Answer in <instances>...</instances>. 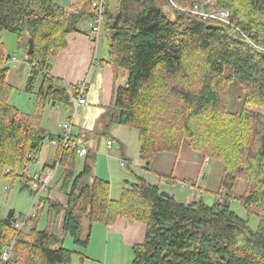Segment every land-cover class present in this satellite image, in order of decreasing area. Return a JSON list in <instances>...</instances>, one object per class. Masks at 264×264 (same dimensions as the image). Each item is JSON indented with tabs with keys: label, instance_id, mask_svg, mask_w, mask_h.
I'll list each match as a JSON object with an SVG mask.
<instances>
[{
	"label": "trees",
	"instance_id": "obj_1",
	"mask_svg": "<svg viewBox=\"0 0 264 264\" xmlns=\"http://www.w3.org/2000/svg\"><path fill=\"white\" fill-rule=\"evenodd\" d=\"M95 1L102 0H79L66 8L47 0L35 10L23 0H0V182L19 177L31 183L38 198L33 178L18 175L17 167L25 169L49 139L57 142L54 166L61 168L59 189L67 196L66 205L40 197L25 230L16 229L21 217L13 210L0 218V264H72L76 252L50 230L61 211L63 233L79 250L88 248L96 224H144L145 238L133 246L132 264H264V0H117L114 10L113 0L103 1L101 31L112 33L105 63L115 80L106 128L119 124L138 131L142 169L147 172L153 171L157 154L179 156L186 140L204 160L223 163L212 205L198 195L189 203L172 195L165 198L159 185L136 175L119 199L112 198L110 183L93 176V155L87 152L77 172L78 147L64 148L61 135L42 129L45 105L29 115L9 102L14 90L7 80L12 56L6 53L3 34L20 38L29 32L34 50L27 55L26 90L32 92L38 81V100L72 106L71 96L54 84L50 70L69 35L81 32L83 20L95 19ZM196 6L205 12L226 10L230 23L195 14ZM232 81L244 92L243 108L236 113L227 109ZM87 179L92 180L85 183ZM239 180L247 191L237 197ZM234 200L249 217L258 218L256 230L249 218L232 209ZM44 213L49 222L41 230ZM9 247L11 256L3 261Z\"/></svg>",
	"mask_w": 264,
	"mask_h": 264
},
{
	"label": "rangeland",
	"instance_id": "obj_2",
	"mask_svg": "<svg viewBox=\"0 0 264 264\" xmlns=\"http://www.w3.org/2000/svg\"><path fill=\"white\" fill-rule=\"evenodd\" d=\"M27 2L31 8L38 10L42 8L44 5H47V0H23ZM58 1V2H57ZM57 3H60V0H56ZM117 0L112 1L113 10L116 6ZM175 5V4H174ZM170 7H168L169 9ZM203 8V6H201ZM41 10V9H40ZM216 12L215 9H211ZM210 10V11H211ZM172 14V10L169 9ZM229 19V18H227ZM228 21V20H226ZM224 22V21H222ZM87 20H84L79 25V28H83L86 25ZM228 23V22H224ZM90 29V28H89ZM86 34V31L82 30ZM29 32H25L20 38L11 32H4L3 34V43L5 46L6 53L11 55L12 58H17L16 61L9 63V73L7 80L14 87V90L10 96L9 102L17 107L22 113L25 114H34L37 111V106L43 104L45 105L44 115L41 123L42 129L52 130L54 126L56 127V113L59 110L67 111L69 107L59 104L58 109L53 108L52 102H41L39 97V89L40 83L37 81L32 92L26 90L27 84V75L30 70V65L27 62V43L30 40ZM111 31L106 32L101 31V38L99 42L100 54H103V48L106 50L108 45V39L111 37ZM99 54V55H100ZM122 79V78H121ZM70 89V87H69ZM70 91V90H69ZM229 98L227 102V109L230 112L236 113L240 112L243 108V98L244 92L241 89V86L236 82L232 81L229 86ZM75 100V98L73 99ZM54 109V110H53ZM252 110H257V108L252 107ZM263 112V110H261ZM63 122V121H62ZM105 124L104 121H101V124ZM63 123H61L62 125ZM60 125V127H61ZM51 127V129H50ZM112 131L110 136H113L115 139L114 148L112 153L110 154V170L113 176L112 183V191L111 196L114 199H119L122 194V188L126 185V181L130 183H134L136 181V176H143L145 179L154 185H159L161 190L167 191L175 196V199L181 203H187L189 201L190 196V188L189 185H200L204 192L202 194L197 193L203 200L212 205L214 203V195L213 192H217L220 188L221 178L223 174L224 165L218 160L206 158L204 160L201 153L193 150L189 146V141L186 140L183 143L182 150L179 156L184 158V163L177 164L175 167V156L172 154L162 153L157 154L155 158L152 160L151 168L153 171L147 172L142 169L143 162L140 159L139 149L140 142L138 137V131L136 129L129 128L127 126H122L119 124L112 125ZM77 129V128H76ZM75 129V130H76ZM55 130V129H54ZM62 130V129H61ZM53 133V132H52ZM58 134H55L57 137ZM99 134H95L94 136H98ZM100 140V150L96 154V162L95 165L99 164L100 166L105 167V161H103V155H107L106 149V136L99 135ZM44 150L42 152L43 155H47V157H53L55 153V148L52 143L47 139L44 142ZM125 154V160L128 162L125 168L121 167L122 163V151ZM120 152V156H117ZM194 153V154H192ZM117 154V155H116ZM174 156V157H173ZM106 158V157H105ZM208 160V161H207ZM84 159H79L77 164V172H80L82 169ZM50 162V161H49ZM125 162V163H126ZM29 166V169H28ZM28 169H24L22 165L17 167L18 175H23L26 173L27 177L32 178L35 173V170L40 169V166H37L36 163H31L26 166ZM175 167V170L173 169ZM173 169V171H171ZM162 174L170 175L175 174L180 180L184 182L175 183V187L170 184L164 183L162 180ZM136 175V176H135ZM242 181V180H239ZM238 181V182H239ZM237 182V183H238ZM244 182V181H242ZM236 183V184H237ZM245 183V182H244ZM246 184V183H245ZM26 186V187H25ZM31 183H23L19 177L15 179L11 177H7L0 182V218L6 217L9 211L13 210L16 213L17 218L27 216L29 213H35L34 204L38 205V201L40 197H45V195H39L38 198L34 196V194L30 190ZM187 187V188H185ZM247 191V184L245 192ZM244 192V193H245ZM243 193V194H244ZM241 194V195H243ZM239 195V196H241ZM196 196V195H195ZM237 196V195H236ZM237 196V197H239ZM58 202V201H57ZM60 203V202H59ZM232 209L242 218H249L250 226L253 230L257 229L258 226V218L255 216H248L247 211L241 204L234 200L231 205ZM62 212V211H61ZM47 220V214L44 213L41 222ZM86 225V223H85ZM71 240V238H69ZM133 252L130 253L128 259L125 261L126 264H132L133 261ZM111 264V263H109Z\"/></svg>",
	"mask_w": 264,
	"mask_h": 264
},
{
	"label": "crops",
	"instance_id": "obj_3",
	"mask_svg": "<svg viewBox=\"0 0 264 264\" xmlns=\"http://www.w3.org/2000/svg\"><path fill=\"white\" fill-rule=\"evenodd\" d=\"M78 1L79 0H60L59 4L67 8L70 2ZM89 26L90 22L89 20H87L86 25H84L82 29L80 28L81 32L71 33L68 37L66 49H64L52 62L50 73L53 78V82L56 86L65 88L67 90V93L71 96L72 99V106H67L69 107L67 111H57L55 121L57 125L56 127L54 126L55 130H52L53 133L50 132L51 130H43L52 136L58 134L57 136L59 137L62 133L60 127L61 123H65L70 120L71 117H73L72 121L74 137L81 146H84L88 150V153L90 155H93L95 157V162L96 154L100 150V140L98 136H106L107 142L105 146L108 154L105 155L106 158L103 155L105 167L102 165L100 166L99 164L95 165L94 163L93 176L109 182L112 186L113 176L110 170L109 153H112L115 144L113 140L115 138L113 136H110L113 128L112 125L115 124L110 125L108 129L106 127L109 122L107 118V108L111 103L115 80L110 66L105 63V60L108 59V45L106 50L103 48V54H100L99 42L101 37L96 42L95 37L89 34ZM82 30L86 31V34L82 32ZM84 80H87L90 84L89 93L87 94L88 103L87 105L76 109V101L73 100L74 87ZM123 82L124 78L120 79V83ZM59 104L60 103L53 105V108L58 109ZM42 120L44 121V119ZM101 121H104L105 124H101ZM42 124L43 123H41V126ZM94 133L99 135L94 136ZM108 141H112L111 147L108 146ZM51 143L55 148V153L51 160L50 157H47V155H41L44 150V146L38 153H34L32 155V158L34 160L29 164L36 163L37 166H40V169L38 167V169L35 170L32 178L36 174H45L49 170L56 168L57 172L49 190L47 192L41 193V195L44 194L51 200L58 201L62 205H66L67 196L59 189L61 168L59 166H54V163L57 159V144L56 141H53ZM121 151V160L123 161V159L125 158V154L123 153L122 148ZM117 156H120V152ZM83 159H85V157ZM182 163H184V158L182 156L175 157V167L177 166V164ZM126 165H128V162H126ZM175 167L173 168L174 170ZM25 169H27V167ZM173 169L171 171H173ZM174 175L175 174H170V176H172V180H162L164 181V183L170 184L173 187H175V183L184 182ZM91 180L92 179H87L85 183H90ZM127 182L128 181H126V183ZM124 187L125 185L123 186V188ZM189 188L191 192L189 196L190 199L187 203L191 202L192 198L195 195H198L197 193L202 194L204 192L200 185L195 186L190 184ZM245 189L246 184L242 181H239L235 186L236 195L239 196L243 194L245 192ZM111 192H113L112 188ZM171 195L174 196L173 194ZM64 219L65 211H62L52 219L50 230L59 238H64V246L67 249L76 252L73 256L72 264H126L125 261L128 259L130 253L133 252V246L142 242L146 234V226L144 224L129 220H118L110 226L96 224L93 227L88 248L86 250H79V248H77L73 243V240H70V237L66 236L63 233ZM48 222L49 221L47 220L40 222L39 228L41 230L45 229ZM83 225L86 232V219L83 221Z\"/></svg>",
	"mask_w": 264,
	"mask_h": 264
},
{
	"label": "built area",
	"instance_id": "obj_4",
	"mask_svg": "<svg viewBox=\"0 0 264 264\" xmlns=\"http://www.w3.org/2000/svg\"><path fill=\"white\" fill-rule=\"evenodd\" d=\"M104 0H102L101 2L99 1H95L93 3V8L96 9V14H95V19L93 21L90 22V26H89V34L93 35L95 37V41L97 42L101 36V27L103 25V21H104V10H103V2ZM195 14H200L203 15L205 17H212L215 19H219L221 21L224 22H228L227 24L230 23L229 19V12L226 10H220V11H216L214 12V10L205 12L203 10V8L201 7H197L194 10ZM228 20V21H226ZM17 58L13 57L11 59L12 62L16 61ZM30 75V70L29 73L27 75V78ZM89 89H90V84L87 80L81 81L76 88V95H75V101H76V109L82 106L87 105L88 101H87V94L89 93ZM72 118L70 120H68L67 122L63 123L61 125V129H62V144L64 146V148H69L70 146H76L78 147V158H84L87 155L88 150L84 147L81 146L78 142H75V137H74V133H73V121ZM57 144V142H56ZM108 146L111 147L112 146V141H108ZM208 161V160H207ZM122 167L126 166V163L124 161H122L121 163ZM57 169L53 168L51 170H49L47 173L45 174H36L33 177V181H32V189L34 191H37L39 193H43V192H47L51 186V183L53 181V179L55 178ZM34 216L33 213H29L27 216L21 217L18 222L16 223V229L21 231V230H25L30 226L31 223V218ZM11 256V248L9 247L7 250H5L2 254V259L3 261H7L9 259V257Z\"/></svg>",
	"mask_w": 264,
	"mask_h": 264
},
{
	"label": "water",
	"instance_id": "obj_5",
	"mask_svg": "<svg viewBox=\"0 0 264 264\" xmlns=\"http://www.w3.org/2000/svg\"><path fill=\"white\" fill-rule=\"evenodd\" d=\"M33 50H34V43H33V40L30 39L29 40V49L27 51V55L28 56L31 55L33 53ZM160 195L163 196V197H165V198L171 197V194L169 192H167V191H164V190H162L160 192Z\"/></svg>",
	"mask_w": 264,
	"mask_h": 264
}]
</instances>
